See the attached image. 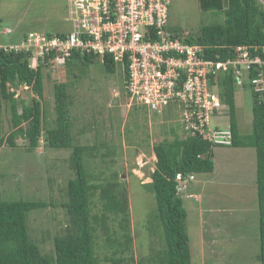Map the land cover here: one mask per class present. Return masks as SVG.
<instances>
[{"label":"rangeland","instance_id":"rangeland-1","mask_svg":"<svg viewBox=\"0 0 264 264\" xmlns=\"http://www.w3.org/2000/svg\"><path fill=\"white\" fill-rule=\"evenodd\" d=\"M74 16L75 0H0V45L20 42L25 35L33 32L70 31ZM214 21L222 23L224 16L203 11L199 0H172L169 20L171 30L195 34L202 25ZM8 29L10 33H4ZM31 64L37 66L36 58L31 59ZM75 67L71 70L56 61L44 68L46 100L42 104L47 109L50 121L54 115V83H69V108L75 142L100 147L95 155H86L85 159L95 183L106 184L117 174L122 186L127 188L133 242L132 251H126L124 255L129 256L132 252L135 264H140L143 256L148 257L165 247L155 194L149 184L156 161L153 147L164 138H172V129L177 136L185 134L181 117L180 114L166 111L156 113L144 105H130L121 64H117L114 72H107L101 59L85 69L81 65ZM243 83V86L238 85L236 88V115L241 130L249 132L253 121V97L250 83L247 80ZM34 96L36 94L27 86L16 89V97L26 103ZM227 122L228 118L221 119V124L227 125ZM11 130L10 106L2 102L0 135L7 136ZM16 143L14 147H0V200L50 203L47 207L29 213L28 226L31 238L42 253L51 254L54 252V237L65 233L68 224V215L62 202L66 201L63 188L69 178L75 177L69 165L71 149L47 147L42 137L40 146L30 151L29 141L22 134L17 135ZM214 161L216 167L213 172L197 174L195 184L201 185L204 202L199 204L191 199V207L195 204L197 208L212 209L213 216L208 219L217 223V226H213L217 231H213L220 238L215 244L218 252L215 262L260 264L257 259L260 252L257 239L260 235L255 148L216 145ZM101 208L99 197H94L92 213L99 214ZM191 219L198 221L197 215L187 217V227L193 224ZM210 223L206 224L207 227ZM109 227L107 233L101 228L96 232L97 253L102 264H111L105 258H112L113 254L106 238L112 236L120 238L121 242L124 240L116 220L111 218ZM229 230L231 232L226 234ZM197 261L195 258L194 262Z\"/></svg>","mask_w":264,"mask_h":264},{"label":"trees","instance_id":"trees-1","mask_svg":"<svg viewBox=\"0 0 264 264\" xmlns=\"http://www.w3.org/2000/svg\"><path fill=\"white\" fill-rule=\"evenodd\" d=\"M199 5L205 12L221 13L224 22L204 24L197 33L194 32L195 34H185L178 29L171 30L170 24L168 31L185 42L203 45L206 54L213 58L226 59L233 56L234 47L240 44L253 46L264 44L262 0H199ZM74 29L75 25L71 26L70 31ZM70 31L50 32L47 35L65 37ZM28 36L29 34L20 42L12 44H19ZM55 55L54 51L50 52L45 58H40L34 67L31 64L34 57L32 51L7 50L0 47V104L2 102L9 104L12 119V130L9 134L0 135V147L17 146V135L22 134L29 141L30 151L40 146L42 137L47 147L71 149L69 165L75 177L69 178L63 188L66 201L62 202V207L68 215V224L65 226V233L54 237V252L44 254L31 238L28 216L32 210L47 207L50 203L22 199L0 200V264H102L97 253L96 232L101 228L107 233L111 218L117 221L124 240L121 242L120 238L112 236L106 238L113 254L112 258L106 256L105 261L111 264H135L132 252L129 256L124 255V252L132 251L133 242L130 234L131 215L127 188L122 186L117 174H114L106 184L93 181V174L89 171L85 159L86 155H95V151L100 147L96 144L82 145L75 142L69 108V83L66 81L54 83V115L50 121L47 109L42 104V101L46 100L43 70L55 63ZM98 59L102 60L107 72H114L117 64H121L125 83L128 62L116 61L111 53L101 55L74 49L66 58L64 65L71 70L77 65L85 69ZM220 76L215 82H219L220 96L229 106L226 112L227 124H230L233 132L231 145L223 146L253 147L256 152L260 235V252L257 259L260 264H264V91L257 92L253 84H250L253 97L252 129L243 132L236 115L237 79L231 72L222 73ZM257 76L258 70L252 68L250 77ZM22 85L31 88L36 94L29 103L16 97V89ZM180 122L184 128L182 121ZM174 132L172 129V138H164L154 145L155 169L150 175L151 182H148L155 194L165 247L148 257L143 256L140 264H193L187 227L188 214L182 197L188 184L180 188L181 182L177 175L180 173L184 178L193 175L195 178L197 174L213 172L216 144L201 136L186 132L177 136ZM96 196L102 205L99 214L92 213V204Z\"/></svg>","mask_w":264,"mask_h":264},{"label":"built area","instance_id":"built-area-1","mask_svg":"<svg viewBox=\"0 0 264 264\" xmlns=\"http://www.w3.org/2000/svg\"><path fill=\"white\" fill-rule=\"evenodd\" d=\"M171 1L75 0L76 29L65 37L33 32L19 44L0 47L32 51L37 63L54 51V61L62 65L74 49L111 53L116 61L128 62L125 91L130 105L180 114L186 134L231 145L230 124H221L222 118H228L229 106L215 81L231 72L237 85L247 80L257 92L264 91V44L237 45L226 59L209 57L203 45L185 42L168 31ZM252 68L258 70L257 77H250ZM193 178L179 173L180 188Z\"/></svg>","mask_w":264,"mask_h":264},{"label":"crops","instance_id":"crops-1","mask_svg":"<svg viewBox=\"0 0 264 264\" xmlns=\"http://www.w3.org/2000/svg\"><path fill=\"white\" fill-rule=\"evenodd\" d=\"M245 151L247 150H243V152ZM196 180H197V175L195 176V179L193 181L188 183V188L183 193L182 196L184 197V204L187 209L188 217L191 215H195V216L197 215V219H198V221L196 222L193 221L194 219L193 220L191 219L193 221V224L188 227V232L190 235L192 262L193 264L196 263L194 262V259L196 258L198 259L196 264H218L215 262V260L218 258V252L217 249H215V244L220 240V238H217L216 237L217 233L213 231L214 229L216 230V228H213V226H217V223L214 222V220L212 219H208V217L213 216L211 214L212 209L211 208L202 209L200 208V206L197 208L195 204L193 207H191V204L193 202L191 201V199H195V201L199 202V204H202L201 201H203L201 185L198 183L195 184ZM213 212H216L215 209H213ZM208 222L211 223L207 227L206 224ZM192 227H194V230H191ZM197 227L199 228V231L197 230ZM228 229H229V224L227 223V230ZM229 232H231V230L225 233L228 234ZM259 242H260V236L259 239H257V243ZM255 247H256V238H255ZM193 249H194V253L192 254Z\"/></svg>","mask_w":264,"mask_h":264}]
</instances>
